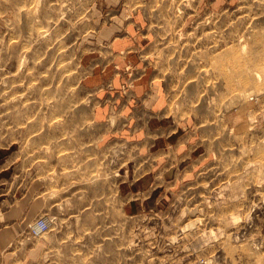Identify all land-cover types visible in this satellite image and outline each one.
<instances>
[{
	"label": "rangeland",
	"instance_id": "rangeland-1",
	"mask_svg": "<svg viewBox=\"0 0 264 264\" xmlns=\"http://www.w3.org/2000/svg\"><path fill=\"white\" fill-rule=\"evenodd\" d=\"M148 66L205 158L129 214L113 174L126 193L143 128L102 123ZM262 105L264 0H0V201L49 219L28 235L57 264H264Z\"/></svg>",
	"mask_w": 264,
	"mask_h": 264
},
{
	"label": "crops",
	"instance_id": "crops-1",
	"mask_svg": "<svg viewBox=\"0 0 264 264\" xmlns=\"http://www.w3.org/2000/svg\"><path fill=\"white\" fill-rule=\"evenodd\" d=\"M144 57L142 62L149 64V60ZM147 69L140 73V81H137L135 87L136 96H139L135 102H140V107L134 108V118L120 117L116 114L107 123H102L110 127L143 128L140 141L144 142L145 146L139 151L140 157L134 164L132 178L128 177L126 193H121L125 179L120 174L123 167V164L120 165L122 163L120 158L117 159L118 172L115 171L113 174L118 176L115 181L117 200L124 212L129 214L143 209L159 188L171 189L174 185L186 181L205 158L202 151L194 157L202 143L197 129L191 128V118L188 115L183 117L175 115L166 100L163 83L159 79H152L149 76L150 66ZM262 108L263 105L259 107L258 114L264 118ZM149 179L151 180L148 185H144L143 182ZM12 196L10 194L0 201V264H57L56 255L54 256L48 246L47 238H51L52 234L49 233L34 244L29 237L32 235H28L29 227L28 233L25 231L31 218V203H28V199V202L21 200L15 203ZM32 202H35L39 213L52 206L51 203H47L41 190Z\"/></svg>",
	"mask_w": 264,
	"mask_h": 264
},
{
	"label": "bare ground",
	"instance_id": "bare-ground-1",
	"mask_svg": "<svg viewBox=\"0 0 264 264\" xmlns=\"http://www.w3.org/2000/svg\"><path fill=\"white\" fill-rule=\"evenodd\" d=\"M40 223V224H38ZM49 228V219L44 217V219H37V221L32 222L29 226V232L34 237H39Z\"/></svg>",
	"mask_w": 264,
	"mask_h": 264
},
{
	"label": "built area",
	"instance_id": "built-area-1",
	"mask_svg": "<svg viewBox=\"0 0 264 264\" xmlns=\"http://www.w3.org/2000/svg\"><path fill=\"white\" fill-rule=\"evenodd\" d=\"M38 224H40V223H38Z\"/></svg>",
	"mask_w": 264,
	"mask_h": 264
}]
</instances>
